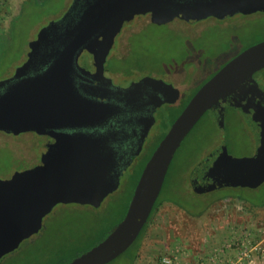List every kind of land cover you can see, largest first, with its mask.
<instances>
[{
  "label": "water",
  "instance_id": "water-1",
  "mask_svg": "<svg viewBox=\"0 0 264 264\" xmlns=\"http://www.w3.org/2000/svg\"><path fill=\"white\" fill-rule=\"evenodd\" d=\"M144 12H165L194 24L264 12V0H87L73 24L66 25L65 15L43 27L29 43L26 61L0 81V132H33L55 142L41 165L0 180V260L41 228L55 204L98 207L140 153L154 113L169 101L172 85L143 77L127 88L114 87L103 73L111 34L94 54L93 75L79 67L78 57L114 25ZM262 69L264 41L243 50L198 89L144 166L123 220L103 242L68 264H107L131 246L149 218L181 142L241 80L248 95L239 118L224 133V141L192 168L188 181L200 195L223 188L255 189L264 183V85L252 79ZM84 83L120 89L126 99L89 93ZM153 86L166 88L156 94Z\"/></svg>",
  "mask_w": 264,
  "mask_h": 264
},
{
  "label": "rangeland",
  "instance_id": "rangeland-1",
  "mask_svg": "<svg viewBox=\"0 0 264 264\" xmlns=\"http://www.w3.org/2000/svg\"><path fill=\"white\" fill-rule=\"evenodd\" d=\"M70 2L0 0V81L24 62L29 43L38 32L65 16ZM109 34L111 38L116 35V42L103 73L116 85H124L137 75L167 81L172 84L170 105L181 107L217 69L264 41V12L235 14L223 21L209 18L194 24L165 12H144L114 25L105 35ZM88 54L85 50L79 60L83 70ZM262 77L259 73L254 81L264 84ZM239 82L206 111L181 142L160 195L165 199L178 196L181 202L191 204L208 201L213 194L221 197L210 201L197 216L165 201L147 226L133 264H155L162 256H175L178 264H220L252 247L259 251L254 252L250 264H264V206L223 196L230 191L251 196L254 190L223 188L201 195L188 192L192 191L190 171L219 145L239 114L248 93ZM170 109L174 110L166 105L157 109V121L140 155L98 207L55 204L44 216L41 228L5 255L0 264H68L103 242L123 220L135 180L161 135L168 132L159 122ZM43 143V138L34 133L13 136L0 132V180L35 165L44 150ZM117 264L126 263L121 259Z\"/></svg>",
  "mask_w": 264,
  "mask_h": 264
},
{
  "label": "trees",
  "instance_id": "trees-1",
  "mask_svg": "<svg viewBox=\"0 0 264 264\" xmlns=\"http://www.w3.org/2000/svg\"><path fill=\"white\" fill-rule=\"evenodd\" d=\"M1 51V49H0ZM220 69V68H219ZM219 69H217L213 74H211L208 78H206L203 83H201L200 85H198L197 88H195L193 90V92L190 94V96L187 98V100L185 101L184 105L181 106L179 109H176V110H171L169 111V113L167 114V116L165 117L164 115V119L160 121V125H165L167 127V130L170 128L171 124L174 122V120L179 116V114L181 113V111L185 108V106L187 105V103L189 102V100L193 97V95L198 91V89L205 83L207 82ZM259 73H263V78H264V69L260 70L259 72L255 73L253 76H252V79L254 80V78L257 76V74ZM137 78H143L141 75H137L136 76V79ZM147 78H155V77H147ZM158 79V78H156ZM161 80V79H159ZM162 81V80H161ZM239 83H242L244 86V89L245 91H248V88H247V85H246V82L244 80H241ZM228 91V90H227ZM226 91V92H227ZM225 92V93H226ZM210 109V108H209ZM196 125V124H195ZM166 133L162 134L161 135V138L159 139L157 145L159 144V142L162 140V138L165 136ZM185 139V138H184ZM179 148V147H178ZM178 150V149H177ZM176 150V151H177ZM150 158V157H149ZM148 158V160H149ZM173 159V158H172ZM147 160V161H148ZM172 162V160H171ZM171 162L167 168V171L168 169L170 168L171 166ZM146 165V163H145ZM144 165V166H145ZM143 166V168H144ZM142 168V170H143ZM142 170L140 171V174L139 176L137 177V179L135 180L134 182V188H133V191L135 189V186L137 184V181L141 175V172ZM166 175H167V172H166ZM166 175H165V178H164V182H163V185H162V189L164 187V184H165V179H166ZM189 182V181H188ZM162 189L160 191V194L152 208V211L149 215V218L147 219L146 223L144 224V226L142 227L141 231L139 232L138 236L136 237L135 241L131 244V246L125 250L122 254H120L119 256H117L116 258H114L113 260H111L110 262H108L107 264H117L119 260L123 259V261H125L126 264H133L134 263V260L135 258L137 257V252H138V249H139V245L141 243V240L144 236V233L147 229V226L149 225L151 219L154 217V214L156 213V211L158 210L159 206L162 205L165 201L166 202H170L172 204H174L175 206L177 207H180L182 210H184L186 213L192 215V216H197L198 214H200L202 211H204V209L206 208V206L210 203V201L218 198V197H221V196H218V195H212L210 197V199L208 201H205V202H200V203H183L181 202L180 200V197L178 196H175V198H160V195H161V192H162ZM232 189H235V188H229V190H232ZM255 191V194H251V196H244L243 194L241 193H238V192H228L226 195H223V196H226V197H235V198H240L241 200H246V202L251 205V206H264V184L260 185L258 188L256 189H252ZM132 191V192H133ZM253 191V192H254ZM189 193H193L194 195H200V194H196L195 192L193 191H188ZM132 196V195H131ZM246 197V198H245ZM131 200V199H130ZM130 202V201H129ZM183 203V204H182ZM185 204V205H184ZM127 210V208H126Z\"/></svg>",
  "mask_w": 264,
  "mask_h": 264
},
{
  "label": "flooded vegetation",
  "instance_id": "flooded-vegetation-1",
  "mask_svg": "<svg viewBox=\"0 0 264 264\" xmlns=\"http://www.w3.org/2000/svg\"><path fill=\"white\" fill-rule=\"evenodd\" d=\"M87 0H77L76 1V3H75V5H74V7L71 9V6H72V4H73V2H74V0H71V2H70V8H69V10H68V12L65 14V15H67V17H66V25H70V24H73L77 19H78V17H79V15H80V13H81V11H82V9L84 8V4H85V2H86ZM134 15H137V14H134ZM134 15H132V16H134ZM132 16H130V17H132ZM209 19V18H208ZM224 20H226V19H224ZM221 21H223V20H221ZM124 22V21H123ZM123 22H121V23H123ZM120 23V24H121ZM117 25V24H116ZM61 29H62V27L59 29V32L61 31ZM37 37V36H36ZM107 35H103L101 38H99V39H97V40H93L92 42H90L89 44H88V46L81 52V54L79 55V57H78V65H79V67H80V64H79V60H80V57H81V55L83 54V52L86 50V51H88V55H89V57H88V62H85L84 64L85 65H83L85 68H84V71L88 74V75H93L94 73H95V68H96V62H95V60H94V54L97 52V51H99V45L100 44H103V43H105L106 42V40H107ZM36 39V38H35ZM113 41H112V46H113V44L116 42L115 40H116V35L114 36V38H111ZM112 48V47H111ZM111 48H110V50L108 51V53H107V55H106V58H105V61H104V67H105V62L107 61V59L109 58V55H110V52H111ZM30 50V49H29ZM29 52V51H28ZM26 59H27V56H26ZM26 59L24 60V62L26 61ZM23 62V63H24ZM22 63V64H23ZM21 64V65H22ZM87 65H88V67H87ZM87 67V68H86ZM81 68V67H80ZM82 69V68H81ZM83 70V69H82ZM15 72V71H14ZM14 74V73H13ZM12 74V75H13ZM116 74H120V73H116ZM11 75V76H12ZM10 76V77H11ZM104 77L105 78H108V79H110L108 76H106L105 75V73H104ZM140 78H137V79H131V80H128V81H125V84L124 85H116V84H114L113 83V80L111 79V81H112V85L114 86V87H120V89L122 88V89H124V88H127L130 84H132L133 82H136V81H138ZM262 81H264V78L262 77ZM163 81V80H162ZM164 82V84H171V83H169V82H165V81H163ZM264 83V82H263ZM258 84V83H257ZM172 85V84H171ZM258 85H264V84H258ZM82 86L89 92V93H94V94H97V95H102L103 97H105V98H107V99H112V100H117V101H119V100H121V99H126L125 97H126V95H125V93L123 92V91H121L120 89H117V88H114V87H109V86H106L105 88H100V87H93L92 85H87V83H84V84H82ZM166 87L165 86H153V90H154V92L157 94V93H160V92H163L164 91V89H165ZM248 92V91H247ZM170 94H171V90H170V92H169V94H168V98H169V101L168 102H166L165 104H163V105H166V106H170L171 108H173L174 110H176V109H179L180 107H178V106H171L170 105ZM247 95H248V93H247ZM247 97V96H246ZM246 99V98H245ZM245 101V100H244ZM244 103V102H243ZM162 105V106H163ZM243 105V104H242ZM161 106V107H162ZM242 107V106H241ZM159 109V108H158ZM172 109H170V111H171ZM240 110H241V108H240ZM157 111V110H156ZM239 113H240V111H239ZM155 114H156V112L154 113V124H153V126L155 125V122L157 121V119H155ZM239 118V114H238V116H237V118H236V120ZM235 120V121H236ZM234 121V122H235ZM233 122V123H234ZM160 123V122H159ZM232 123V124H233ZM231 124V125H232ZM230 125V126H231ZM153 126L150 128V130L153 128ZM161 126V125H160ZM229 126V127H230ZM229 127H228V129H229ZM150 130H149V132H150ZM149 132H148V134H149ZM29 133H33V132H29ZM25 134V133H24ZM35 134V133H34ZM148 134H147V137H148ZM37 135V134H36ZM14 136V135H13ZM18 136V135H17ZM37 136H40V137H42L43 138V141H44V143H43V152H41V156H40V158L38 159V162H36L35 163V165H33L32 167H30V168H33V167H35V166H37V165H41L42 163H41V158H42V156L47 152V150H48V147H49V145L51 144V143H54L55 142V140L52 138V137H50V136H47V135H37ZM147 137H146V139H147ZM146 139H145V141H146ZM145 141L143 142V144H142V148H141V150H140V153H141V151H142V149H143V146H144V144H145ZM224 141V136H223V140L219 143V145L222 143ZM218 145V146H219ZM140 153L138 154V156L140 155ZM138 156H136L135 158H134V160H133V162L137 159V157ZM133 162L130 164V166L129 167H131V165L133 164ZM129 167L127 168V170L129 169ZM29 169V168H28ZM262 184H264V183H262ZM258 188V187H257ZM256 189V188H255Z\"/></svg>",
  "mask_w": 264,
  "mask_h": 264
},
{
  "label": "built area",
  "instance_id": "built-area-1",
  "mask_svg": "<svg viewBox=\"0 0 264 264\" xmlns=\"http://www.w3.org/2000/svg\"><path fill=\"white\" fill-rule=\"evenodd\" d=\"M258 249L257 247L242 249L234 258L220 264H250L253 260L254 252L258 253ZM262 250L264 252V248ZM155 264H178V261L175 256H162Z\"/></svg>",
  "mask_w": 264,
  "mask_h": 264
},
{
  "label": "crops",
  "instance_id": "crops-1",
  "mask_svg": "<svg viewBox=\"0 0 264 264\" xmlns=\"http://www.w3.org/2000/svg\"><path fill=\"white\" fill-rule=\"evenodd\" d=\"M172 249V248H171Z\"/></svg>",
  "mask_w": 264,
  "mask_h": 264
}]
</instances>
